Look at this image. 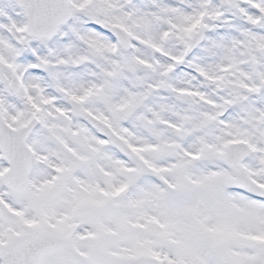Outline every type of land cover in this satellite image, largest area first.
Segmentation results:
<instances>
[{
  "label": "snow or ice",
  "instance_id": "1",
  "mask_svg": "<svg viewBox=\"0 0 264 264\" xmlns=\"http://www.w3.org/2000/svg\"><path fill=\"white\" fill-rule=\"evenodd\" d=\"M0 264H264V0H0Z\"/></svg>",
  "mask_w": 264,
  "mask_h": 264
}]
</instances>
